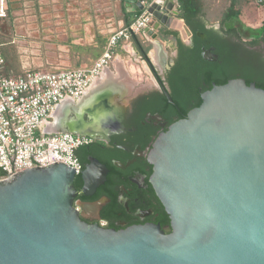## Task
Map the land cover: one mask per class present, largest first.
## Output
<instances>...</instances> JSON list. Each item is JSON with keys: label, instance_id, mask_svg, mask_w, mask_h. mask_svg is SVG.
Wrapping results in <instances>:
<instances>
[{"label": "water", "instance_id": "obj_1", "mask_svg": "<svg viewBox=\"0 0 264 264\" xmlns=\"http://www.w3.org/2000/svg\"><path fill=\"white\" fill-rule=\"evenodd\" d=\"M125 2L153 14L144 32L154 38L165 30L193 37L174 2ZM201 100L148 153L150 183L171 220L167 231L86 223L76 198L93 195L107 168L89 158L78 190L77 170L58 162L0 180V264H264V89L235 78L214 83Z\"/></svg>", "mask_w": 264, "mask_h": 264}, {"label": "flooded vegetation", "instance_id": "obj_2", "mask_svg": "<svg viewBox=\"0 0 264 264\" xmlns=\"http://www.w3.org/2000/svg\"><path fill=\"white\" fill-rule=\"evenodd\" d=\"M198 36L207 45L203 48L207 62L222 63L217 46L222 43L226 53L246 65L251 74L256 75L260 69L264 75L263 43L253 46L249 40L240 41L217 31L198 33ZM190 46H194V36ZM181 59L178 47L171 61H165V85L171 98L167 75L179 66ZM242 75L237 74L245 79ZM257 78L254 77L256 81ZM110 88L90 90L77 102H65L52 117L54 132H74L90 138L78 152L84 169L89 158L99 160L107 168L106 180L93 195L80 194L76 198L81 219L117 231L149 224L160 225L167 231L171 220L150 183L153 166L148 153L155 139L184 118V113L177 100L172 98L171 103L162 92H140L127 101L124 94L118 98ZM156 95H164L170 105L158 106L154 102L149 105ZM147 106L158 110L144 116ZM83 185L82 181L76 189L81 190Z\"/></svg>", "mask_w": 264, "mask_h": 264}, {"label": "crops", "instance_id": "obj_3", "mask_svg": "<svg viewBox=\"0 0 264 264\" xmlns=\"http://www.w3.org/2000/svg\"><path fill=\"white\" fill-rule=\"evenodd\" d=\"M170 1L178 11L177 1ZM262 2L256 0L255 4ZM24 6L33 7V14L32 17L19 16L17 36L12 42L16 46L21 74L13 72L8 77L22 75L25 60L33 61V69L48 72L88 69L104 55L111 36L128 28L143 13L127 7L125 0H34ZM246 14L249 15L247 11ZM213 15L205 21L206 28L221 33L223 12L222 17ZM243 16V23H248L247 16ZM178 41L190 46L191 39L184 40L179 31L165 30L158 38L143 32L122 40L115 49L114 60L104 68L89 91L111 87L116 97L124 94L127 101L140 92L160 93L144 53L165 83V61L170 62L175 56Z\"/></svg>", "mask_w": 264, "mask_h": 264}, {"label": "built area", "instance_id": "obj_4", "mask_svg": "<svg viewBox=\"0 0 264 264\" xmlns=\"http://www.w3.org/2000/svg\"><path fill=\"white\" fill-rule=\"evenodd\" d=\"M8 1L0 0V18L8 16ZM153 18L145 10L128 28L113 34L104 55L88 69L48 72L33 69V61L25 60L23 74L8 77L1 73L6 55L0 48V169L4 174L0 180L58 162L75 168L77 175L82 173L77 151L90 138L54 132L52 117L61 104L79 101L112 63L119 43L142 34Z\"/></svg>", "mask_w": 264, "mask_h": 264}, {"label": "trees", "instance_id": "obj_5", "mask_svg": "<svg viewBox=\"0 0 264 264\" xmlns=\"http://www.w3.org/2000/svg\"><path fill=\"white\" fill-rule=\"evenodd\" d=\"M20 0L8 1V16L12 15L13 10L18 8L17 4ZM179 17L183 19L186 25L192 30L194 36V46H186L178 41V46L181 50L182 59L178 67L174 71L167 75V82L171 87L172 98L180 104L184 113V118L187 113L201 105V94L210 90L213 84L224 85L229 80L239 78L237 74H243L241 77L245 78L247 84L256 82L257 87L264 89V75L262 71L257 70V74H251L246 65L239 63L233 58V56L222 48V43H219L218 52L222 63L219 62H207L203 57V48L207 47L205 43L199 38L198 33H209L207 30L205 21L209 19L210 8L212 0H176ZM256 0H226L227 11H223V18L221 19L222 35L233 36L238 40H249V43L253 46L264 44V0L261 4H255ZM258 8L261 12L262 21L253 26L250 22L243 23V15L246 14V10L250 11L251 17L254 11ZM6 18H0L2 20H8ZM242 16V17H241ZM247 19V18H245ZM7 23V22H6ZM5 23V24H6ZM129 23L128 25H130ZM4 25V24H3ZM1 29V26H0ZM213 32V31H211ZM0 35V38L4 36ZM2 45L12 44V41L1 39ZM13 45V44H12ZM12 51H9L6 56V64L4 65L1 73L4 76H9L13 72L21 74L18 70V56L16 52V46ZM258 77L257 81L254 77ZM190 100H194L193 103ZM151 102L158 106L170 105L164 95H156L148 103ZM158 110L157 107L148 106L143 111L145 116L146 112H153ZM77 151V156H78ZM4 177L2 170L0 169V179ZM79 183L82 184L81 176L78 175L75 181L76 188H79Z\"/></svg>", "mask_w": 264, "mask_h": 264}, {"label": "rangeland", "instance_id": "obj_6", "mask_svg": "<svg viewBox=\"0 0 264 264\" xmlns=\"http://www.w3.org/2000/svg\"><path fill=\"white\" fill-rule=\"evenodd\" d=\"M30 1L34 3V0H20V1H18V4H17L18 8L13 10L12 15L8 16V20L0 19V26H1L0 35L4 36L3 38H0V43L2 41L1 39H5L7 41H11V40L15 39L14 37L17 36V30L19 28V16L20 15L21 16L26 15L28 17H32L33 7L30 8L29 6H24L25 3H30ZM226 6H227L226 0H212L210 12H209L210 16L212 14H214L213 15L214 17L218 16V15L222 17V12L224 11ZM256 9H255L252 17H251L250 11L248 9L246 11H247V13H249V15L245 14V16H247V19L245 21L250 22L253 26H257V23L261 22V19H262L260 12H259V14H256V12L259 11L258 8H256ZM210 18L211 17H209V19ZM214 21H218V19L214 18ZM0 48L3 51V53L6 56H8L9 51H12L14 46L12 44H8V45L0 44ZM40 55H41V53H40Z\"/></svg>", "mask_w": 264, "mask_h": 264}]
</instances>
